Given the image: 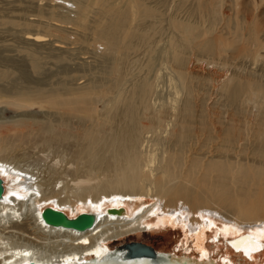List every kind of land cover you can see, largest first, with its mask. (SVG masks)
Returning <instances> with one entry per match:
<instances>
[{"label":"bare ground","instance_id":"bare-ground-1","mask_svg":"<svg viewBox=\"0 0 264 264\" xmlns=\"http://www.w3.org/2000/svg\"><path fill=\"white\" fill-rule=\"evenodd\" d=\"M93 1L73 0V8L64 1V5L48 9L33 3L31 8L20 10L18 20L17 13L9 10L14 16H5L1 12L4 9L0 10L2 24L23 25L13 40L18 43L17 51L24 53L16 58L5 55L0 48V100L31 102L37 95L47 93L71 96L75 104L81 103L76 108L81 114H23L0 121L29 129L19 138L0 131V176L5 181L0 199V264H236L229 256L218 261L208 252L210 230L216 232V240H225L231 252L248 263L255 261L264 251V62L261 68L245 72V76L243 72L242 77L234 75L246 79L244 83L221 74L222 67L219 73L212 72L207 87L198 88L190 80L196 78L200 68L187 58L186 45L174 36L171 49H161L165 55L160 58L165 57L163 62L169 65L175 79L170 83L175 91L173 105L168 107L171 102L166 105L164 98L160 102L159 81L163 77L158 78L159 72L152 75L160 59H150L142 71L137 67L144 66L140 58L144 51L155 52L157 39L150 40L156 35L152 30L157 27L152 25L157 21L130 22L128 7L122 6L115 17L104 23L96 18ZM184 1H179V8L183 9ZM245 2L253 8L254 15L251 21L244 11L243 21L255 24L264 0H216L214 6L221 9L203 11L208 29L244 31L224 26L226 21L233 22L231 12L227 13L224 6L227 3L238 7ZM154 9L141 10V15H149ZM26 15L38 17L35 21L42 29H37L34 19L28 21ZM186 22L187 25L181 20L174 23L192 34L191 25L195 24ZM195 30L197 36L198 29ZM252 37L255 46L264 45L254 34ZM54 42L74 47L63 52L53 47ZM98 44L104 49L98 53L101 71L96 76L94 68L95 74L87 71L88 61L78 60L92 52L91 45ZM209 44L210 49L215 47ZM49 58L64 62L59 73H48ZM75 59L76 68H69ZM83 78L86 82L78 83ZM99 95L110 99L104 112L97 109ZM218 95L225 98V104H220L227 108L226 112L217 108L220 99L210 105L213 99L218 101ZM200 107L205 114H199ZM167 108L172 114H165ZM252 114L256 116L252 118ZM215 122L220 126L213 131ZM34 140L48 148L70 149L74 163L68 161L70 166L59 167V162H54L37 171L20 162L12 165L17 159L15 149ZM156 193L159 195L151 196ZM150 196L152 200H146ZM109 203L111 207H123L124 212L109 211ZM47 205L71 217L84 208L96 214L97 223L86 230L48 225L42 217ZM157 226L182 228L186 239L182 246H191L192 252L200 256L159 251L164 255L155 261L122 263L109 255L112 249L108 242ZM94 256L96 261L92 262Z\"/></svg>","mask_w":264,"mask_h":264},{"label":"rangeland","instance_id":"rangeland-1","mask_svg":"<svg viewBox=\"0 0 264 264\" xmlns=\"http://www.w3.org/2000/svg\"><path fill=\"white\" fill-rule=\"evenodd\" d=\"M13 1L12 0H0V6H1L0 10L1 9L6 10L5 8H7V10H8V12L6 10V13L4 10H1V12L2 11L4 12L5 16H14V15H12L14 12V14L17 13V14H15V16L17 17L19 15L18 13L20 12V10H23L25 8L28 9V7L31 8V5L33 3L34 4L36 3L38 5L42 4V6L45 9H48L49 7L53 8L54 6L64 5V1H66L65 4L69 8H73L75 6L73 0H43V1L42 0H34V1L33 0H13ZM179 1L180 0H142V1L137 0V3H134L131 0H95V1H93L94 2L93 10L98 13L96 15V18L100 19L104 23H106L107 19H109L111 17H115L118 14L117 10L119 8H121L122 6L128 7L127 15L129 16L130 22L136 23V21L139 19L144 20V21H150V20L153 21V19H154V22L157 21L156 23H154L152 25V27H154V26L157 27L156 31L152 30V32H153L152 35H154V34H156V35H155V37H152V40H150V42H153V41H155V39H157L156 43L154 44L155 52L154 51L153 52H150V51L145 52L144 51L140 55V58L142 59L141 61L143 62V63L141 62V65L145 66V67L144 66L142 67L140 65L137 66L141 69V71H142V69H145L147 67L150 59L152 60V58L153 59L158 58L157 60H159L162 57L161 55L164 56L165 54L164 53L162 54V52H161L162 50L164 51V48H168V50L171 49V47H172L171 46V44H172L171 39L174 36H176L179 40H181V42H183L184 45H186V47H187V54H186L187 58H189L190 60L195 62L194 64L198 65V68H200V70H201V71L199 70V72L195 75L196 76L195 79L190 80L198 88L204 89L205 87H207L210 83V80L213 78L212 72L217 73L218 72L217 70H219L220 68L222 69V67L224 68V71L227 70L225 72H228V74L225 73L223 71V69L219 70L221 72V74H224V75L226 74V76L230 75V77L232 75L233 76V78L231 77L232 79H235V81H237V82H243L244 83V81L246 79L234 77V75L237 74L240 77H242V75H244V76L246 75L245 72L249 73V72H251V70L252 71L257 70L263 66L264 45L262 44L259 47L255 46L256 43H253L252 35L254 34L255 39L257 41H259L260 43H264V41H263L264 40V3L262 4L263 6H261L262 8L260 7L261 10L259 11V15H258L259 19L257 18L258 21H256L255 24L243 21L245 15H248V16L250 15L249 16L250 20L254 15V10L251 6H249L248 2H245V4H243V6L240 5L238 7L231 6V5L229 6V4H227V3L225 4L224 9L227 13H229V12L232 13V14L229 13V15L231 17L230 19H232L233 22L229 23L226 21L224 26L230 27L231 25H233V27H238V28H241L242 30H244V31H241V33H236L234 29H233L234 30L233 31L232 29H229V28H227V29L225 28V30H220V31L208 29L209 23L207 22V20H206L207 17L204 15L203 11L205 9L208 10L211 8H215L217 10L221 9V6H219V5L214 6V2L216 0H185L183 9L178 7ZM3 3H5V4H3ZM9 5H10V9H8ZM46 5H47V7H45ZM136 5H137V7H136ZM133 7H136V9L138 10L137 12H135V17L133 16ZM191 7H193V9H194L193 12L189 11V9ZM148 8H153V9L155 8V9L149 15H146V14L141 15V10H145ZM59 9L64 10V11L67 10V8H64V7H60ZM9 10L13 11V12H10ZM238 11L241 13H239ZM244 11L246 13L245 15H244ZM3 12H2V14H3ZM71 14L73 15L74 12H72ZM238 14H239V16H236ZM1 18L2 17H0V19ZM26 18L28 21H33V19H34L33 22L35 24H33V25H36L35 27H37V29L40 27L39 24H37L38 21H35L37 19L39 20L38 17H35V16L30 17L29 15H26ZM90 19H91V16H90ZM17 20H18V17H17ZM176 20L177 21L181 20L183 23H185V25L188 24V22H186V21H190L193 24H195L196 28L198 29L197 36L195 34L196 32H194V30L196 29V28H194L195 25L194 26L191 25V30L193 27V30H192L193 33L187 34L182 27H180V26L178 27V25H176L174 23V22H177ZM223 21L224 20H222L221 23H223ZM1 24L2 23L0 22V43H2V44H0V48L1 49L3 48V51H4L3 53L5 55H12V56L16 55L15 56L16 58L22 57L24 55V53L20 52V49H18L19 52L17 51L16 46L18 45V43L17 42L15 43L13 38L16 36V35L14 36L15 32H17V31L20 32L23 25L18 26L16 24H14V25H12V24H2L1 25ZM218 25L219 24H217V26ZM188 26H190V25H188ZM40 29H42V28L40 27ZM149 29H150L149 31H151V29H152L151 26L149 27ZM208 30H209V32H208ZM215 31H216V34L214 36L213 33H215ZM20 34H22V33H20ZM148 35H149V33H148ZM22 36H23V34H22ZM215 37H217L216 40H215ZM210 38H211V41L209 40ZM212 41H214V42H212ZM45 42H52V41H45ZM210 42H211V45H215V47L211 46V49H210V47H209ZM46 44H52V43H46ZM95 46L91 45L89 48H92V52H90V54H87V55H82L81 56L82 59L78 60V62H81V63L84 62L85 63L86 61H88V63H85L89 68V69H87V71H89L90 74H93L94 73L93 71H95L96 74L95 73L94 74L96 76H99L100 71H101V68H100L101 63L99 60H101V58H100V55L98 53L101 52L100 51L101 48H102L101 50L103 51L104 47L101 46L100 44L95 45ZM216 46H217V48H216ZM53 47H56V49L59 51L66 52L67 50H69L70 48H72L74 46H71V47L68 46L67 47L66 45L54 42ZM205 48H206V50H204ZM214 48L216 49L217 53H216ZM97 49L99 51L96 52L95 50H97ZM64 50H66V51H64ZM90 50L91 49H89V51ZM258 50H261V51H258ZM259 52H260V54H259ZM260 55L262 56L263 60L261 59ZM163 58L165 59V57H163ZM163 58L160 59L159 62H157L156 67H155L156 71L155 70L152 71V75H157V73L159 72L160 74L158 73V75H157L158 78L161 77V79H162V77H163V79L161 81L162 83L159 81L160 87H161L160 92L162 90V92L160 94V102H162V99L164 98L166 105L171 102V104L167 105L168 107H171L173 105L171 99L174 96L175 91H174V87H173L174 84L171 86L170 83H172V82L174 83L175 79H174V76L172 75L173 71L171 69H169V65H166V63H164L165 61L163 62ZM215 58H217V59H215ZM210 59H213L212 60L213 63H211V65H209ZM224 59H226V60H224ZM161 60H162V62H161ZM76 61H77L76 59L71 60V63L69 62L71 66H69V68H71V69L76 68V67H73L75 65L77 66V63H75ZM257 61H259V62H257ZM144 62H146V63L144 64ZM135 64L136 63H134V65ZM163 64H165L166 66ZM222 64H224V66H222ZM62 65H64V62L57 63V60L53 61V59L50 60V58H49L48 63H46V68H47L48 73L50 75H52V73L53 74L59 73L62 70ZM251 66H252V69H251ZM163 67H165V69H168V71L163 69ZM93 68H94V70H93ZM98 69H99V71H98ZM209 70L211 71V73ZM170 71H172V72H170ZM162 72L163 73L165 72L164 74L170 72V73H172L171 75L173 77L170 75V73L168 75L167 74L164 75ZM242 72H243V74H242ZM240 73L242 75H240ZM256 74L258 75V73H256ZM210 75L212 76L211 79H210V77H211ZM42 76L48 77V76H44V75H42ZM169 78H170V80H169ZM171 78L174 79V81ZM85 82L86 81L83 78V79L79 80L78 83L84 84ZM167 88H169V89H167ZM170 90H171V92H170ZM173 91H174V94H172ZM245 93H247V90L244 91V94ZM166 94H167V96H166ZM171 94H172V96H171ZM97 97H99L97 109L99 111L104 112L109 107L110 99H107V97H103L102 95H99ZM165 97H166V99H165ZM215 98H217L218 101H216V99L214 101V99H213V101H211L210 105H212V102H219V99H220V102L216 104L217 106H219L220 103L223 104L225 101V98L220 96V95L216 96ZM223 99H224V101H223ZM72 100H73V97H71V96H61V95H53V94H47V93L37 95L36 98L34 100H32L31 102H25V101L17 102L13 99H6V98L1 99L0 100V121H7V120L10 121L13 118H16V117L18 118V117L22 116L23 114H36L37 116H39L41 114V117H43L44 114H57V116H59L60 114H79L80 112H78L76 110V108L81 103L75 104ZM209 101L210 100H208V103H209ZM221 107H222V105L220 104V106L217 107L218 110ZM221 109L219 111H221ZM223 109H225V112H226L227 108L225 107ZM198 112H199V114H205V112L204 113L202 112L201 107L198 108ZM165 114H172V111H170L167 108V112H165ZM206 114H207V111H206ZM253 115L254 114H252V116H251L252 118H253ZM44 116H46V115H44ZM254 116H256V114ZM230 117L231 116H229V118ZM254 118H256V117H254ZM236 119H238V118H236ZM12 123L13 122H2V123H0V131H5V133L7 135L10 134L11 136H14L15 138H19L23 131L27 132L29 130L28 128H27V130H25V128H15ZM230 123L233 124L234 121H230ZM218 126H220V123L215 122L212 126L213 131L216 130V128ZM254 132L256 133V126H254ZM254 139H256V135H255ZM26 142H28V143L27 144L23 143V146L22 145H21V147L18 146L15 149L17 159L15 158L16 162H14L12 165H15V163L20 162V164L23 165L25 168L29 166L30 169L36 168L35 170L37 171V169H39V168L46 169V166L48 164L52 165V164H54V162L55 163L59 162V163H57V165L60 164L58 166L61 167V166H65V165L70 166V163H68V161L69 162L72 161L73 163L75 161V159H72L73 155H72V151L70 149L62 151V150L57 149V148H52V147L48 148L45 144H43L41 142L39 143L37 140H34V143L31 141L30 142L26 141ZM69 150H70V152H69ZM71 156H72V158H71ZM10 162H13V160H10ZM38 162H40V163H38ZM36 164H38V166ZM0 168H2L1 165H0ZM5 177H6V179L7 178L9 179L8 176H5ZM13 177L14 176L12 175L11 178H13ZM22 179L25 180L24 178H22ZM157 195H159V193L158 194L157 193L151 194V196H153V197H155ZM151 196H150V198L147 197L146 200H149V201L152 200ZM112 205H113L112 203H109L107 205V207H111ZM120 205H123V204H120ZM120 205H118V206H120ZM47 206H51V205H47ZM125 206H126V209L130 210L128 205H125ZM85 211H87V210H84V208H81V211L80 210L77 211L72 217L77 216L79 213L85 212ZM220 223H221V221H218V225H220ZM213 231L210 230L208 232L207 250L213 256V258H215V260L221 261L224 256H229L232 259V261H234L236 264H264V251L261 252L258 256H256L255 261L251 260L248 263V261L241 258L237 253L231 252V250L227 247L224 239L221 238V240H219V241L216 240L215 239V233L216 232L215 231L213 232ZM185 240H186L185 239V233H184L182 228L179 227V228L173 229V228L169 227V228L165 229V227L157 226V227H154L153 229L148 230V231H139L137 233H132L129 235H125L119 239L112 240V241L107 243V246H108V248L112 249L113 247H116V246L123 244L124 242H127V241H140V242H144V243H147V244L154 246L158 251H164V252L171 253V254L176 253L178 256H182V255H184V253H187V254H190L191 257H193V256L199 257L200 255L198 256L197 252H192L191 246H188V249L185 248V245L182 246V243H185Z\"/></svg>","mask_w":264,"mask_h":264},{"label":"water","instance_id":"water-1","mask_svg":"<svg viewBox=\"0 0 264 264\" xmlns=\"http://www.w3.org/2000/svg\"><path fill=\"white\" fill-rule=\"evenodd\" d=\"M5 191V181L0 176V199L3 197ZM109 211L118 213L124 212V208L109 207ZM42 217L46 224L52 226H63L74 228L77 230H86L93 228L97 223V216L93 212H81L77 216L71 217L64 210H60L53 206H47L42 210ZM109 255L119 262L130 263L138 260L155 261L158 257L164 255L159 252L154 246L140 242L127 241L116 247H113L108 252ZM96 261V256L92 257V262Z\"/></svg>","mask_w":264,"mask_h":264}]
</instances>
